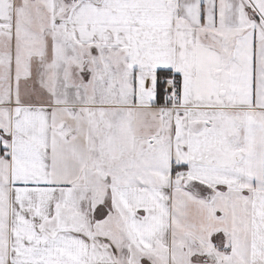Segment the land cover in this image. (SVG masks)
I'll return each mask as SVG.
<instances>
[{"label": "snow or ice", "instance_id": "obj_1", "mask_svg": "<svg viewBox=\"0 0 264 264\" xmlns=\"http://www.w3.org/2000/svg\"><path fill=\"white\" fill-rule=\"evenodd\" d=\"M0 264H264V0H0Z\"/></svg>", "mask_w": 264, "mask_h": 264}]
</instances>
